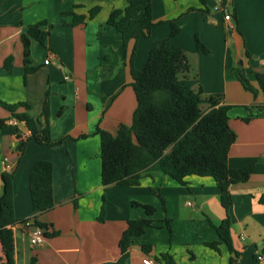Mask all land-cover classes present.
Returning a JSON list of instances; mask_svg holds the SVG:
<instances>
[{
    "label": "crops",
    "instance_id": "crops-1",
    "mask_svg": "<svg viewBox=\"0 0 264 264\" xmlns=\"http://www.w3.org/2000/svg\"><path fill=\"white\" fill-rule=\"evenodd\" d=\"M153 0L156 26L149 38L130 40L109 26L112 11L125 9L128 0H0V101L28 103L19 112L38 119L49 104V126L54 142L47 147H17L30 132L0 107V195L3 192L2 160L17 163L14 178L15 216L19 221L0 239V264H117L119 246L129 221L147 217L142 207L156 208L146 233L135 238L126 264H264V104L255 73L264 74V0ZM99 13L89 19L90 13ZM75 13L86 17L71 26ZM231 16V21L226 16ZM49 32L45 46L32 40L30 74L25 84V52L22 35L27 26L42 21ZM178 20L181 33L169 39L170 21ZM22 23V26L18 24ZM199 37L209 54L198 50ZM182 49L191 71L180 76L187 92L198 98L204 112L210 99L231 106L229 124L237 138L229 153V167L242 169L256 162L248 182L231 186L233 206L223 208L220 189L212 178L192 176L181 186L162 172L150 169L139 185L104 187L101 181V129L117 136L121 125H131L138 103L131 84V57L143 70L156 41ZM13 58L10 70L5 63ZM54 59L58 64L45 65ZM244 70L257 97L244 89L237 72ZM201 92V95H200ZM246 107H250L247 109ZM252 117L247 123L245 118ZM40 161L53 164L54 207L37 220L49 226L39 246L31 243L33 225L21 221L34 217L30 189L33 168ZM105 199L107 203L104 205ZM105 221H99L102 209ZM228 214L232 220L234 249L230 251L216 229ZM218 243V249L207 246ZM151 246L150 253L143 246Z\"/></svg>",
    "mask_w": 264,
    "mask_h": 264
},
{
    "label": "trees",
    "instance_id": "trees-1",
    "mask_svg": "<svg viewBox=\"0 0 264 264\" xmlns=\"http://www.w3.org/2000/svg\"><path fill=\"white\" fill-rule=\"evenodd\" d=\"M153 0H128L125 9L112 11L108 19L109 26L114 27L122 34L123 44L127 46L130 40L149 38L152 29L156 26L153 19ZM204 4V0H201ZM99 13V8L90 13L93 19ZM73 16L71 26L82 24L86 17L70 13ZM171 33L169 39L181 33L178 20L170 21ZM48 22L42 21L27 26V32L22 35V42L27 54L25 59V84L30 74L37 68L31 67V43L38 41L45 46L49 32L43 28ZM22 26V23L18 24ZM197 48L205 54L209 50L196 37ZM135 51L131 57V86L137 98V109L133 115L131 125H121L117 136L101 129L97 135L101 139V181L104 187L112 185H139L142 174L153 169L162 172L165 176L181 186L189 184L192 176L212 178L220 189V199L223 208L229 213L233 206V197L230 188L233 185L249 181L256 162L242 169L229 167V153L236 141L237 135L229 124L228 105H220L217 99H210L211 110L204 112L200 100L189 94L180 82V76L190 73L191 66L185 52L168 45V40L156 41L150 51L149 60L143 70L134 66ZM13 58L7 59L5 66L10 70ZM260 90L264 94V74L255 73ZM237 78L245 90L258 96L256 89L244 70L237 72ZM201 95V92H200ZM0 107L11 114L20 123H24L30 135L21 138L17 152L21 155L28 143L35 142L43 146L54 147L63 140L54 142L51 138L49 126V104L45 103L42 116L32 118L28 112L21 113L24 108L30 111L28 103L8 104L0 101ZM259 112L264 114V104L255 105ZM250 109V107H246ZM252 117L245 118L249 123ZM0 126H6L0 119ZM13 173L3 172L1 182L3 192L0 195V239L8 235V228L19 221L15 216V191ZM31 198L35 213L34 225L41 229H48L47 224L37 220L54 207L53 191V164L48 161L38 162L32 170L30 177ZM107 203L106 199L104 205ZM135 207H142L147 217L141 220H132L122 235L119 246L121 258L117 264H126L129 258V249L135 238L141 237L146 230L152 227L154 221L151 217L156 208L151 205L133 203ZM105 209L101 211L99 221H105ZM29 220V219H28ZM28 220L21 221L26 224ZM219 234L220 239L226 243L230 251L237 255L231 234L232 220L228 214L226 220L219 226L211 223ZM58 233L46 234L53 238ZM207 246L219 250L218 243H208ZM151 246H143L146 253H150ZM238 256V255H237ZM167 264H174V260L162 255ZM232 264L235 261L232 260Z\"/></svg>",
    "mask_w": 264,
    "mask_h": 264
},
{
    "label": "built area",
    "instance_id": "built-area-1",
    "mask_svg": "<svg viewBox=\"0 0 264 264\" xmlns=\"http://www.w3.org/2000/svg\"><path fill=\"white\" fill-rule=\"evenodd\" d=\"M226 20L227 21H231V16L227 15L226 16ZM58 63L56 61H54V59H52L51 57L47 60H45V65H53L56 66ZM2 164H3V172H7V173H13L16 169L17 163L15 161H13L10 157L8 156H4L3 160H2ZM26 226H31L33 225L35 227L33 233H32V237H31V243L33 246H39L42 245L45 241H46V230L45 229H41L39 227H36L34 225V220L33 218H30L27 223L25 224ZM258 260L260 262L264 261V257L260 256L258 258ZM144 264H155V262L151 259V258H146L143 261Z\"/></svg>",
    "mask_w": 264,
    "mask_h": 264
},
{
    "label": "water",
    "instance_id": "water-1",
    "mask_svg": "<svg viewBox=\"0 0 264 264\" xmlns=\"http://www.w3.org/2000/svg\"><path fill=\"white\" fill-rule=\"evenodd\" d=\"M25 32H27V29H25ZM33 229H35V227H33Z\"/></svg>",
    "mask_w": 264,
    "mask_h": 264
}]
</instances>
